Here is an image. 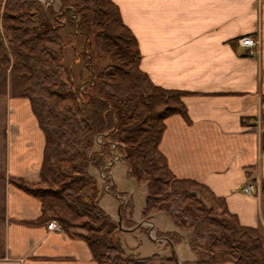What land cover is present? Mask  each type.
<instances>
[{"label": "trees", "instance_id": "obj_1", "mask_svg": "<svg viewBox=\"0 0 264 264\" xmlns=\"http://www.w3.org/2000/svg\"><path fill=\"white\" fill-rule=\"evenodd\" d=\"M59 1L62 15L85 37L90 54L94 37L96 53L110 56L111 63L95 73L90 89L70 86L62 77L63 55L47 44H61L52 6L37 0H0V94L10 91L28 98L45 135L38 180L10 182L40 200L41 219H55L64 231L83 239L98 264L152 262L156 255H127L117 235L120 224L135 225L127 217L132 203L120 204L117 222L100 203L104 189L91 170L104 165L110 148L96 137L109 132L105 141L116 142L128 176L146 184L145 216L165 212L176 229L187 231L188 245L198 255L195 264L228 259L264 264L260 230L241 225L207 187L171 171L159 145L166 118L180 114L189 121L182 101L185 92L154 84L140 68L137 39L118 6L113 0ZM159 237L172 245L184 241L177 231L160 232Z\"/></svg>", "mask_w": 264, "mask_h": 264}, {"label": "crops", "instance_id": "obj_2", "mask_svg": "<svg viewBox=\"0 0 264 264\" xmlns=\"http://www.w3.org/2000/svg\"><path fill=\"white\" fill-rule=\"evenodd\" d=\"M113 2L137 39L140 68L154 84L185 92L189 121L166 118L159 145L171 171L207 187L241 225L264 235V0ZM245 35L260 38V54L246 55L238 44ZM44 148L30 101L0 94V264H98L83 239L48 230L40 200L10 182L38 180ZM251 182L258 195L242 191ZM174 230L188 245L189 233ZM180 245H162L158 255L197 260L192 250L175 257Z\"/></svg>", "mask_w": 264, "mask_h": 264}, {"label": "rangeland", "instance_id": "obj_3", "mask_svg": "<svg viewBox=\"0 0 264 264\" xmlns=\"http://www.w3.org/2000/svg\"><path fill=\"white\" fill-rule=\"evenodd\" d=\"M37 1H39L45 7L52 6V9L55 11V19L56 24L59 28L61 44H57L54 42H48L47 44L49 48L63 55L64 69H62L61 71L63 79L67 82V84L74 88H78L81 91L90 89L91 87H93L92 81L95 78V73L99 70L104 69L111 63L110 56H100L96 53L94 37L90 38V44L91 47H93L92 49L94 53L93 55L90 54V49L85 46V37L80 35L77 31V28L71 25L68 20L62 15V13L64 12V7H62L59 0ZM72 2H74V0H71V3ZM8 90H10V88H8ZM8 93H10V91H8ZM108 135L109 132H105L98 134L96 137L98 143L100 144L107 142L110 149L102 168L98 171L95 169L91 170L93 175L97 178L99 185L104 189V194L100 202L101 206L106 210L108 214L111 215V217L114 218L115 222H117L119 221L120 204H127L130 202L132 203L131 215L127 214V217L132 219L135 222V225L133 227H125L124 224H120L119 230L117 232V235L120 237L121 243L127 255H139V251H141L140 255L143 258L156 255L154 260H159L158 264H175L174 262L171 263L170 260L164 261L163 257H160L158 255L160 249H163L161 248L162 245L167 246V244H170L165 238L159 237V234L160 232L176 231L174 230L175 225L173 221L165 212L161 211L153 212L149 218L145 216L143 211L145 199L147 196L146 184L144 182L138 183L136 180L130 178L127 174L128 167L121 159L115 162L111 167H106L107 162L112 158V151H114L115 154H118V147L116 142L110 140L105 141V138H107ZM119 157L121 158V156ZM102 172L105 177L102 176ZM112 183L113 189L110 191ZM107 184H111L108 190L105 189V186ZM212 205L213 207H215V209H217L218 212L220 211V207L218 208V204H216V201H212ZM150 218L153 220V222L148 220ZM150 224H152L153 227ZM133 228L137 230L132 232L126 230H133ZM151 230H154V233L151 232ZM75 231L85 232V230L81 228H77L75 229ZM127 231L129 233H123ZM180 244L181 245L179 246V250H177V248H174V255L175 257H178L179 251V257L185 259V257L191 254V249L189 245L185 243ZM176 245L178 244L172 246ZM129 247H133L135 250L137 249L136 251L138 253L130 252V250L128 249ZM167 250L170 252L171 247L168 246ZM172 257L174 260V256ZM191 264L195 263L193 262Z\"/></svg>", "mask_w": 264, "mask_h": 264}, {"label": "built area", "instance_id": "obj_4", "mask_svg": "<svg viewBox=\"0 0 264 264\" xmlns=\"http://www.w3.org/2000/svg\"><path fill=\"white\" fill-rule=\"evenodd\" d=\"M238 44L246 48L247 56H255V55L260 54L261 40L259 37H255L253 35H245L238 39ZM112 154H113L112 158L107 162L106 167H111L115 162L120 160L119 155L115 154L114 151H112ZM102 176L105 177L103 172H102ZM110 185L111 184H107L105 186V189L108 190ZM242 191L244 193L258 195L260 192V186L256 184L255 182H251L243 186ZM150 225L153 227L152 224ZM47 227H48V230H51V231H59V232L64 231L63 226L55 219L48 220ZM151 232L154 233V230H151Z\"/></svg>", "mask_w": 264, "mask_h": 264}, {"label": "bare ground", "instance_id": "obj_5", "mask_svg": "<svg viewBox=\"0 0 264 264\" xmlns=\"http://www.w3.org/2000/svg\"><path fill=\"white\" fill-rule=\"evenodd\" d=\"M95 79V78H94Z\"/></svg>", "mask_w": 264, "mask_h": 264}]
</instances>
